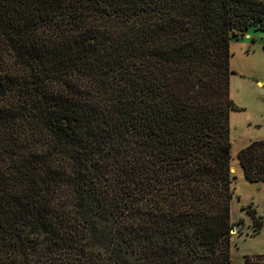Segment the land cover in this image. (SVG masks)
I'll list each match as a JSON object with an SVG mask.
<instances>
[{
  "label": "trees",
  "instance_id": "trees-1",
  "mask_svg": "<svg viewBox=\"0 0 264 264\" xmlns=\"http://www.w3.org/2000/svg\"><path fill=\"white\" fill-rule=\"evenodd\" d=\"M250 29L263 0H0V264H231ZM237 159L264 182V141Z\"/></svg>",
  "mask_w": 264,
  "mask_h": 264
},
{
  "label": "crops",
  "instance_id": "crops-1",
  "mask_svg": "<svg viewBox=\"0 0 264 264\" xmlns=\"http://www.w3.org/2000/svg\"><path fill=\"white\" fill-rule=\"evenodd\" d=\"M247 45L244 42H232L230 44V59L229 67L232 74L229 78V94L233 103L234 110L229 114V138L231 143L230 149V169H233L232 176L234 180L238 182V186L246 190L245 195L241 190L236 191L231 200H235L238 213L235 221L245 214L243 207L249 204H253L259 214H264L263 209H259L256 202V195L262 197L264 195V182L250 183L245 180L243 170L237 159L238 152L245 148L249 143L253 141H264V49L253 44L251 52L247 53L245 47ZM254 56L259 65L263 68V73H245L241 64L248 61V56ZM249 88L253 91L254 97L250 101L240 103L237 93H240L242 89ZM264 197L261 198V201ZM264 201V200H263ZM239 208V209H238ZM231 210V208H230ZM247 215V214H246ZM259 217V216H257ZM250 223L252 224V219ZM263 220V219H262ZM233 221V223H235ZM240 238V240H238ZM257 238L264 239V227L254 236L235 237L234 242H239V247L235 249L236 255L242 254L241 258L245 255L261 254L264 253V249L260 250H246L248 241H254ZM240 246L242 248H240ZM241 249V250H239ZM245 249V250H244Z\"/></svg>",
  "mask_w": 264,
  "mask_h": 264
},
{
  "label": "rangeland",
  "instance_id": "rangeland-1",
  "mask_svg": "<svg viewBox=\"0 0 264 264\" xmlns=\"http://www.w3.org/2000/svg\"><path fill=\"white\" fill-rule=\"evenodd\" d=\"M264 1V0H263ZM232 42H244L247 46L245 47V51L247 53L251 52V50L253 49V44H256L260 47L264 46V32L261 31H254L252 29L246 31L242 36H238L237 38H232L230 41V44ZM229 51H230V46H229ZM231 53V52H230ZM248 61H245L244 63L241 64V68L245 73H249V74H253V73H259L262 74L263 73V68L261 67V65H259L258 61L254 58V56L249 55L248 56ZM230 69V67H229ZM230 78V77H229ZM238 97V100L240 101V103H245L247 101H250L251 99H253L254 97V93L251 89L249 88H244L242 89V91L240 93H237L236 95ZM230 97V94H229ZM238 182L233 180L231 183V190L233 191V196L235 195V189L236 191H240L243 193V195H245L244 193H246V190L240 188L238 186ZM262 197H264V195H261ZM256 195L255 197V202L258 206L259 209H263L264 208V199L261 201V198ZM235 206L237 207L235 200L232 202L231 205V210H230V220L233 222L235 221L236 215L238 213L237 208H235ZM239 209V208H238ZM252 209L254 208L253 204H249L243 207V210L245 211V214L243 216H241L239 219H237V221H235V223H233V232H230V256H231V264H242V254H238L236 255L234 253L235 249L239 247V242L236 241L234 242L235 237H243V236H253L255 234V231L253 229V226L250 223V219L248 218V216L246 215V213L248 214L249 211H252ZM263 213H264V209H263ZM255 217L257 216H261V218L263 220H261L262 222V227H264V214H259L257 210H255ZM250 217V215H249ZM238 240H240V238H238ZM248 246L246 247V250H260V249H264V239H259L257 238L256 240H252V241H248ZM240 248H242L240 246ZM241 250V249H239ZM245 250V249H244ZM131 260L133 258H130Z\"/></svg>",
  "mask_w": 264,
  "mask_h": 264
},
{
  "label": "bare ground",
  "instance_id": "bare-ground-1",
  "mask_svg": "<svg viewBox=\"0 0 264 264\" xmlns=\"http://www.w3.org/2000/svg\"><path fill=\"white\" fill-rule=\"evenodd\" d=\"M230 171H231V173H233V169L232 168L230 169Z\"/></svg>",
  "mask_w": 264,
  "mask_h": 264
},
{
  "label": "water",
  "instance_id": "water-1",
  "mask_svg": "<svg viewBox=\"0 0 264 264\" xmlns=\"http://www.w3.org/2000/svg\"><path fill=\"white\" fill-rule=\"evenodd\" d=\"M231 232H233V228L231 229Z\"/></svg>",
  "mask_w": 264,
  "mask_h": 264
}]
</instances>
